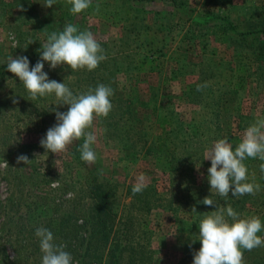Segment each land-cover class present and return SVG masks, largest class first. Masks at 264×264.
<instances>
[{
  "label": "rangeland",
  "instance_id": "1",
  "mask_svg": "<svg viewBox=\"0 0 264 264\" xmlns=\"http://www.w3.org/2000/svg\"><path fill=\"white\" fill-rule=\"evenodd\" d=\"M44 2L0 0V264H42L38 227L67 245L73 264H192L199 221L216 207L202 203L208 196L264 223V161H245L259 192L223 198L212 195L204 159L216 140L235 148L264 118V0H175L178 12L171 0H92L75 15L66 0ZM229 22L244 36L221 37ZM67 23L93 32L107 59L93 71L44 61L49 79L74 94L101 83L114 89L112 111L89 129L94 164L81 159L82 139L61 154L41 146L57 123L51 109L70 105H56L54 94L32 101L6 64L27 56L34 67L48 34ZM20 155L30 164H18ZM141 174L148 187L133 194ZM94 181L108 195L107 214L94 209ZM244 260L264 264V247Z\"/></svg>",
  "mask_w": 264,
  "mask_h": 264
},
{
  "label": "clouds",
  "instance_id": "2",
  "mask_svg": "<svg viewBox=\"0 0 264 264\" xmlns=\"http://www.w3.org/2000/svg\"><path fill=\"white\" fill-rule=\"evenodd\" d=\"M71 5L72 14H80L92 5V0H66ZM57 0H45L44 5L51 7ZM97 12L99 4L96 5ZM33 41H30L32 43ZM16 47L15 44L12 45ZM27 48V47H26ZM107 59L104 48L90 30H80L77 25L67 23L63 30L53 31L42 43L40 60L30 68L27 56L7 58V69L19 77L24 87L34 101L39 97L55 95L58 104L70 105L67 112L51 109L56 113L57 123L48 129L46 137L40 144L47 151L61 154L74 141L83 140L79 150L81 159L94 164L97 154L92 147L97 140L93 131L94 120L98 117H107L113 109L111 97L114 89L103 83L86 92L74 94L65 83L49 79L44 71V61L55 69L61 64L70 66L72 71L87 69L93 71L100 63ZM207 87V82L197 85V91ZM249 158L264 161V118L258 117L248 126L235 148L228 138L218 139L204 152V159L211 160L208 169V179L212 195L218 194L227 198L231 191L235 197L245 194L255 195L261 190V185L255 182V176L249 177L245 161ZM30 164L32 160L27 155L17 157V163ZM199 168V166H197ZM264 172V163L260 165ZM61 172V171H60ZM53 187L56 183L53 182ZM148 187L144 175L137 177L132 187V193H141ZM205 197L203 204L216 205L215 210L206 214L199 221L198 238L202 246L194 254L192 264H245L244 252L257 247H264V223L259 216H241L231 204L220 206L211 198ZM192 211H196L193 207ZM35 236L39 239L42 253V264H73V256L66 251L67 245L57 243L51 230L38 227ZM15 258V257H13Z\"/></svg>",
  "mask_w": 264,
  "mask_h": 264
},
{
  "label": "trees",
  "instance_id": "3",
  "mask_svg": "<svg viewBox=\"0 0 264 264\" xmlns=\"http://www.w3.org/2000/svg\"><path fill=\"white\" fill-rule=\"evenodd\" d=\"M171 2L173 3V6L176 8V12L178 11H184L183 10V6L177 4V3H174L175 0H171ZM91 7V6H90ZM88 8L87 10L90 11L91 8ZM86 10V11H87ZM87 11V12H88ZM221 37L226 35V37H228V34L229 31H232V34H240L242 36H244V34L242 33H237V31L235 30L234 26L231 25V23L229 22V25L228 23H224V24H221V29L218 30ZM236 31V32H235ZM229 39V38H228ZM195 90L192 91V88H190V86L187 88V92L189 93L188 95H195V93H193ZM191 98V97H190ZM90 192L92 194V197L94 199V209L96 210V213L98 215L100 214H107V212L109 211V204H108V195L107 193L104 191L102 185L96 181L92 182V184L90 185Z\"/></svg>",
  "mask_w": 264,
  "mask_h": 264
}]
</instances>
